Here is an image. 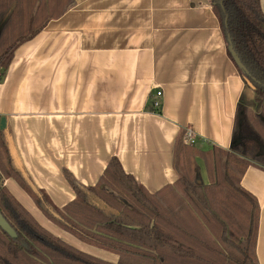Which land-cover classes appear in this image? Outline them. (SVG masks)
Returning a JSON list of instances; mask_svg holds the SVG:
<instances>
[{"label": "crops", "instance_id": "0c3cea01", "mask_svg": "<svg viewBox=\"0 0 264 264\" xmlns=\"http://www.w3.org/2000/svg\"><path fill=\"white\" fill-rule=\"evenodd\" d=\"M158 90L159 114L150 110ZM254 95L211 0H79L15 51L0 83V117L33 184L63 209L76 199L64 171L93 187L113 158L151 194L173 186L186 130L200 150H230ZM1 181L49 232L118 262L47 219L13 178ZM241 185L260 207L256 254L264 264V166L251 161Z\"/></svg>", "mask_w": 264, "mask_h": 264}, {"label": "trees", "instance_id": "16d2710c", "mask_svg": "<svg viewBox=\"0 0 264 264\" xmlns=\"http://www.w3.org/2000/svg\"><path fill=\"white\" fill-rule=\"evenodd\" d=\"M79 0H0V83L15 51ZM228 55L264 109V12L261 0H211ZM152 112V108L150 109ZM157 113V112H156ZM2 117H0L1 123ZM264 137L259 114L248 118ZM8 127L0 129V211L17 233L0 228V264H113L84 253L45 229L3 185L13 178L52 223L80 241L116 254V264H259L260 207L241 185L251 161L241 145L200 150L179 145L178 181L149 193L113 158L98 184L64 175L76 199L59 209L12 158ZM203 160L208 183L193 173ZM250 155V154H249Z\"/></svg>", "mask_w": 264, "mask_h": 264}, {"label": "rangeland", "instance_id": "374dc122", "mask_svg": "<svg viewBox=\"0 0 264 264\" xmlns=\"http://www.w3.org/2000/svg\"><path fill=\"white\" fill-rule=\"evenodd\" d=\"M254 91V90H253ZM255 102V95H254ZM239 120L241 124H243L241 128V136L242 142L240 147L249 153L248 156L250 159L255 158L254 156H259L260 161H258L261 165L264 166V137L259 133L257 127L248 120L249 115L259 114V118L264 123V109L257 112L256 103L250 104L247 108H242ZM191 168L193 173L199 171V179L201 182L208 183V178L206 175L205 165L201 167L202 161L199 160L198 157L191 155L190 157Z\"/></svg>", "mask_w": 264, "mask_h": 264}, {"label": "water", "instance_id": "95a60500", "mask_svg": "<svg viewBox=\"0 0 264 264\" xmlns=\"http://www.w3.org/2000/svg\"><path fill=\"white\" fill-rule=\"evenodd\" d=\"M252 88V87H251ZM253 89V88H252ZM7 128V120L6 118H2L1 119V123H0V129L1 130H5ZM10 152L12 155V158L15 162V165L20 169V170H24L22 163L17 155V152L15 150V147L13 145V141H10ZM0 228L7 233L11 238L13 239H17V233L16 231L12 228V226L8 223V221L6 220V218L3 216V214L0 211Z\"/></svg>", "mask_w": 264, "mask_h": 264}, {"label": "built area", "instance_id": "2783aa9c", "mask_svg": "<svg viewBox=\"0 0 264 264\" xmlns=\"http://www.w3.org/2000/svg\"><path fill=\"white\" fill-rule=\"evenodd\" d=\"M162 98H163V92L161 90H158L155 93V98H153L151 101V108L155 113L157 112V114H159L162 109ZM184 142L189 146L192 147L196 146L197 143L196 136L195 133L190 128L186 130Z\"/></svg>", "mask_w": 264, "mask_h": 264}]
</instances>
